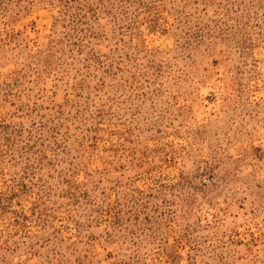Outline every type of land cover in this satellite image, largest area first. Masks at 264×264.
<instances>
[{
  "label": "rangeland",
  "instance_id": "rangeland-1",
  "mask_svg": "<svg viewBox=\"0 0 264 264\" xmlns=\"http://www.w3.org/2000/svg\"><path fill=\"white\" fill-rule=\"evenodd\" d=\"M0 264H264V0H0Z\"/></svg>",
  "mask_w": 264,
  "mask_h": 264
}]
</instances>
